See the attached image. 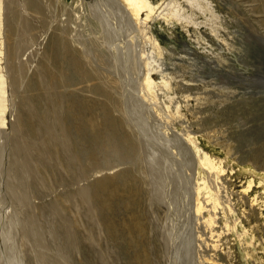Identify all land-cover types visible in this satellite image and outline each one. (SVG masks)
<instances>
[{"label": "rangeland", "instance_id": "obj_1", "mask_svg": "<svg viewBox=\"0 0 264 264\" xmlns=\"http://www.w3.org/2000/svg\"><path fill=\"white\" fill-rule=\"evenodd\" d=\"M206 1L214 7L215 15L198 20L218 23L224 41L209 34L206 26L200 27V31L208 32L205 40L194 27L186 31L177 22L168 31L160 30L157 24L156 34L175 77L174 96L181 105L184 123L224 173L217 179L215 173L198 163L188 147L185 166H178L179 156L172 167L170 160L165 161L170 164L157 161L149 185L139 182L140 172H146V167L142 164L141 171L134 170L139 219L145 223L143 244L154 264H204V258H214L217 264H264V0ZM31 2L38 4V11L29 8ZM78 2L0 0L5 13L1 20L12 28L7 61L0 56V112L7 107L10 111L7 128L0 126V264H129L121 246L122 230L129 222L122 210H117L116 237H108L92 187L96 179L113 176L121 167L107 169V164L114 162L104 150L84 151L83 155L65 120L66 102L88 97L100 103L96 112L107 108L109 127L98 117L90 120L100 138L108 130H117L121 147L137 144L122 113L124 106L153 136L165 132L166 119L158 117L152 101H144L139 95L136 68H131L126 77L125 72L120 75L107 62L113 49L103 46L101 52L96 50L90 34H80L83 27L79 33L58 27L56 18L66 20L68 14L81 11ZM122 31V37L112 46L118 42L115 45L121 46L126 56L136 58L142 38L132 40L125 25ZM52 35L69 42L71 37L80 42L88 38L90 49L77 58L86 71H99L108 78L110 73L117 75L123 80L120 87L100 81L106 96L96 95L67 70L55 68L49 57L53 50L48 39ZM11 77L15 80L10 85ZM30 81L37 84L33 90L28 89ZM170 123L172 130L179 128L177 121ZM80 132L89 142L90 133L83 127ZM181 165L187 168L186 177ZM166 168H171L169 175L175 177L176 185L187 191L184 201L176 193L177 203L170 215L155 200ZM202 181L221 196V208L231 209L226 208L222 214L220 208L212 230L202 224L207 213H196L198 199L205 203V194L197 195ZM119 203V199L114 202L116 206ZM156 248L160 254H156Z\"/></svg>", "mask_w": 264, "mask_h": 264}, {"label": "bare ground", "instance_id": "obj_2", "mask_svg": "<svg viewBox=\"0 0 264 264\" xmlns=\"http://www.w3.org/2000/svg\"><path fill=\"white\" fill-rule=\"evenodd\" d=\"M78 1L81 7V11L78 14H68V18L66 20H61L55 17L56 21H58V27H63L64 30L70 29V32L77 30L78 33L81 30L80 27H83L84 30L82 29L80 34L83 33L84 35V31H87L90 34L89 37L93 39V46L97 48L96 50L101 52V50H103V46H109L110 49H113L109 52L110 59H107V62L109 63L108 65L111 68L117 69V71H119V74L120 72L122 74L123 72H125L126 77V75L129 74V70L131 68H136L137 74L134 75L137 77V82H139V95L141 94V97L142 99H144V101L145 98L152 101L151 103H153V108L157 111V114L159 113L158 117L166 119V127L164 129L165 132L163 131L164 133L161 134V136H153L149 134L148 130L143 127V124L136 121L137 119L135 117L137 115L135 114L131 116L130 112L127 111V108H125L124 106V109H121L122 113L127 118L128 127L135 137L137 144H133L130 147H121L120 141L122 140V137L117 130H113L111 132L108 130L107 133L103 135V138H100L97 134V126L90 120L93 117H98L99 120L105 123L107 127L110 126L111 119L108 109L103 107L99 110V112H96L97 107H100L99 102L91 101L88 97L70 98L66 102L65 109V120L68 124L69 132H71L76 140H78V146L81 149L83 155L86 156L85 152L89 150H104V152L106 151V153L109 154L111 161L114 162V164L109 165V161H107V169L113 167H121L115 174H113V176L106 175L103 178L96 179L92 183L93 186L90 184L94 189L93 197L99 207V212L103 218V220H101L103 221L102 226H104L108 237H116L117 210H122L124 219L129 222V224L123 227L122 230L124 246H121L123 255L127 258L129 264H154L153 260L149 256H147L143 244L145 237V223L139 219L141 211L139 208V204L137 203L138 187L135 186L136 179L134 177V170L141 171L140 166H142L143 164L144 167H146V172H140L141 180L139 179V182L149 185L151 184V182L148 181V178L151 177L152 179V177L154 176L156 171L155 164L157 161L163 163L165 161L167 162V160H170L171 164L169 162L168 163L172 167L173 165H176V161L177 159H179L177 157L179 156L181 160L178 161L181 162L178 164V166L180 164H184L185 166L187 163L186 157L188 147L191 150L192 154L196 157L198 163L206 168L211 174L215 173V175L218 177L221 172L224 173V171H222L221 165H216L214 160L199 146L195 136L191 134V131L187 129V124L184 123V115L180 108L181 105L178 104L179 102H176V97L174 96V76H172L169 63L166 61L167 52L164 53V48L160 43V40L158 38L159 36L157 35L158 33L156 34V25L158 24L160 30L163 31H168L171 25L174 24V22H177L182 27L186 28V31L189 27H194V29H197L199 31L198 33L200 35V38H204L205 40V36L208 35V32H206V30L200 31L201 26H206V28L209 29V34L211 33V35H213L217 40L221 39V41H224V31L216 22L207 23L205 21L198 20V18L201 16H204L206 18L207 15L211 17L215 15V11L213 9L214 7L210 2L206 0ZM23 4H25V2ZM37 5L38 4H36L35 2H31L28 4L29 8H31L32 11L39 10V7ZM84 7H89V10ZM3 14H5L4 8H2V5H0V56L5 58V61H7L6 57L9 56L10 52V49L8 47V40L12 35V28L9 27L8 22H4V20H1V18L4 17ZM73 25L74 27H72ZM124 25L125 32L127 31L132 40L138 37L142 38L143 40L141 50L138 51V55L136 58L132 57L131 55L126 56L121 51L122 47L120 46L119 48L115 45L118 44V42L114 44V47L112 46L114 41H117L118 38L122 37V29ZM79 28L80 30H78ZM134 34H136L137 37ZM66 37H68V35ZM82 39H84L83 42H80L79 39H73V37H71V41L69 42L67 40V42L58 39L56 35H52L48 39V44L51 47V50H53V52L49 55L51 59H49L51 61V64L55 68L60 67L64 71L67 70L69 74L79 80L82 84H88L87 88H89L91 92L96 95L105 97L106 94H103V87L100 81L106 82L108 86L110 85V87L116 86L117 88H119V85H121L120 80L122 79H118V76L116 75V77L113 73H110L111 78H108L102 76L99 71H97L96 73L89 72L88 70L86 71L85 64L77 58L78 54L90 49V46L87 45L88 38ZM195 40L197 43V41L199 40L198 35ZM101 68L102 67H100V69ZM59 73L60 75H62L63 71L60 70ZM46 74L51 75V71L46 70ZM14 80L15 78L13 79V77H11L9 84L11 85ZM176 80L177 79H175V81ZM36 86L37 84L34 81H30V84L28 83L29 90H33L34 88H36ZM9 112L10 111L8 110V107L5 108L3 112H0V126H3L4 128L8 126L10 122L8 119ZM173 120L177 121L179 128L176 129L174 127V129L172 130L170 127L172 124L170 122H172ZM82 127L90 133L91 137L89 142H86L81 137L80 129ZM163 144L166 145L163 146ZM165 152L167 154H165ZM104 165L106 164L104 163ZM185 168L183 169L182 167L183 176H185L186 172H188L186 171L187 168L186 170ZM165 170L167 171V175H165L162 182L160 195L155 200L159 201V203L166 208L168 212L166 213V215H170L173 206H176L175 203H177V201L175 200L176 193H178V196L180 198L182 197L181 200L184 201L186 190L183 191L184 188H182V186L176 185L175 177L169 175L170 173H172L171 168L170 170L168 168H166ZM217 179H219V177ZM251 186L252 182H250L248 189ZM212 189L213 188L209 186L207 181H202V183L198 185L197 195L200 197L205 194L204 197H202L205 203H203L201 199H198L196 206L197 214H203V212L207 213V217L204 216L205 220L202 224H204V227L211 230L216 221L218 213L222 211V214H225L226 208H229V206L221 208V196L218 194V192ZM117 199H119L120 203L116 206L114 202ZM181 203L183 205L184 202ZM220 208L221 211H219ZM159 210L161 209L159 208ZM169 218L168 220H170ZM219 235L220 234H218V236ZM244 235H246V232L244 233ZM153 242L156 243V241ZM154 245L156 246L157 243ZM160 252L161 251L159 250V248H156V254H160ZM203 262L204 264H217V261L214 258H204Z\"/></svg>", "mask_w": 264, "mask_h": 264}]
</instances>
